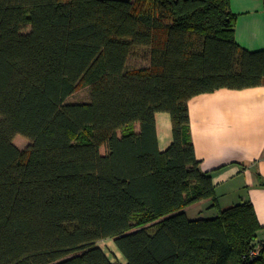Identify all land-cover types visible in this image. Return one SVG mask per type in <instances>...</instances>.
<instances>
[{
	"label": "trees",
	"instance_id": "trees-1",
	"mask_svg": "<svg viewBox=\"0 0 264 264\" xmlns=\"http://www.w3.org/2000/svg\"><path fill=\"white\" fill-rule=\"evenodd\" d=\"M237 19L230 0H0V264H118L107 239L126 264H264L252 202L220 207L191 133L194 97L264 85ZM205 200L217 216L190 219Z\"/></svg>",
	"mask_w": 264,
	"mask_h": 264
},
{
	"label": "crops",
	"instance_id": "crops-1",
	"mask_svg": "<svg viewBox=\"0 0 264 264\" xmlns=\"http://www.w3.org/2000/svg\"><path fill=\"white\" fill-rule=\"evenodd\" d=\"M230 2L238 16L237 43L251 52L263 51L264 0ZM189 113L196 155L201 169L213 177L220 207L251 201L264 226V85L196 96L189 101ZM156 124L159 148L165 151L173 142L171 116L157 113ZM211 205L212 200H205L186 213L197 208L199 216Z\"/></svg>",
	"mask_w": 264,
	"mask_h": 264
},
{
	"label": "rangeland",
	"instance_id": "rangeland-1",
	"mask_svg": "<svg viewBox=\"0 0 264 264\" xmlns=\"http://www.w3.org/2000/svg\"><path fill=\"white\" fill-rule=\"evenodd\" d=\"M146 56H144L143 52L139 53L138 56H134L130 62L131 66H144L146 64V60L144 59ZM90 100V89L89 88H83L80 91H78L76 94L68 98L67 101L71 103H83V102H88ZM15 144L19 149H26L27 146L29 145V142L23 138L22 136H18L15 139ZM102 153H105V149H102ZM204 212H201L199 216L197 215V208L195 209H190L188 211V216L190 219H197L195 217H203V218H209L212 217V210L213 209H207L203 208ZM211 211V212H210ZM98 246L104 251V253L108 256V258L113 262V263H118V264H126V260L123 257V255L120 253L118 248L116 247L115 241L113 239H107L103 240L98 243Z\"/></svg>",
	"mask_w": 264,
	"mask_h": 264
},
{
	"label": "built area",
	"instance_id": "built-area-1",
	"mask_svg": "<svg viewBox=\"0 0 264 264\" xmlns=\"http://www.w3.org/2000/svg\"><path fill=\"white\" fill-rule=\"evenodd\" d=\"M259 254V248L252 252V256H257Z\"/></svg>",
	"mask_w": 264,
	"mask_h": 264
}]
</instances>
